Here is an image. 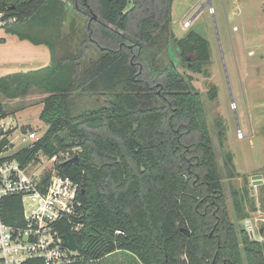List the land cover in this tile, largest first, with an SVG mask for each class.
<instances>
[{"label":"trees","instance_id":"trees-1","mask_svg":"<svg viewBox=\"0 0 264 264\" xmlns=\"http://www.w3.org/2000/svg\"><path fill=\"white\" fill-rule=\"evenodd\" d=\"M171 2L0 0L4 17L15 18L4 28L50 50L48 66L0 77L7 99L32 88L47 94L45 131L4 159L23 167L39 152L78 149L76 160L54 165L80 184L84 226L72 232L78 249L67 264L117 252L141 264H264V239L239 224L248 192L231 189L227 203L222 180L235 175L232 156L219 164L203 97L179 70L209 64L210 44L193 30L175 36ZM0 214L22 225L21 197L0 200ZM57 228L70 231L64 222Z\"/></svg>","mask_w":264,"mask_h":264},{"label":"rangeland","instance_id":"rangeland-1","mask_svg":"<svg viewBox=\"0 0 264 264\" xmlns=\"http://www.w3.org/2000/svg\"><path fill=\"white\" fill-rule=\"evenodd\" d=\"M207 1L171 2L170 27L173 33L183 36L193 30L210 44L209 64L199 69L181 65L179 70L190 75L192 84L203 97L207 120L213 127L212 142L219 164L222 165L228 153L232 156L235 175L222 180L227 203L231 205V189L247 190L248 198L244 201L247 216L239 220V224L244 227L243 220L251 218L254 239L261 241L264 239V0ZM130 7L131 1L126 10ZM185 20L191 22L188 28L181 25ZM192 58L191 54L187 61ZM3 72L0 70V74ZM212 87L216 91L214 99L209 98ZM33 94L24 98V103L41 99L40 94ZM40 108L38 105L25 107L6 117L14 127L11 136L14 147L12 145L6 154L30 144V141L23 144L20 141V130L27 131L20 129L22 125L32 126L38 136L44 132V124L39 119ZM2 127H7L6 122ZM77 151L73 148L68 152ZM37 156L38 161L29 170L32 173L43 169V176L51 171L52 165L42 161L45 155L41 152ZM255 175H261V184H254L252 177ZM23 203L29 208L30 199L25 198ZM251 203L254 210H251ZM94 264L141 263L124 252H117Z\"/></svg>","mask_w":264,"mask_h":264},{"label":"built area","instance_id":"built-area-1","mask_svg":"<svg viewBox=\"0 0 264 264\" xmlns=\"http://www.w3.org/2000/svg\"><path fill=\"white\" fill-rule=\"evenodd\" d=\"M210 11L212 12V8ZM14 20L13 17H4L0 12V27ZM181 25L188 28L190 20L183 21ZM5 132L6 129L0 123V200L18 195L22 204L25 198L30 199V203L29 208L23 204L22 225H8L3 222L0 214V264H24L33 259L41 260L40 264H67L74 261L77 251L63 245L57 225L61 222L68 224L71 234L84 226L82 203L77 196L80 184L59 173L54 166L56 162L69 159L71 153L67 151L51 157L45 155L42 161L52 165L51 171L48 172L49 177L46 178L48 173L41 176L43 169L32 173L29 170L38 158L23 167L15 159H4L8 156L6 151L12 144L4 136ZM38 138L35 131L20 132L22 144L30 141L31 145ZM3 140L7 142L1 146ZM243 225L249 236L254 239L253 220L245 219Z\"/></svg>","mask_w":264,"mask_h":264},{"label":"crops","instance_id":"crops-1","mask_svg":"<svg viewBox=\"0 0 264 264\" xmlns=\"http://www.w3.org/2000/svg\"><path fill=\"white\" fill-rule=\"evenodd\" d=\"M0 28L2 29L0 31V70L4 71L3 73L0 74V77L14 73H25L28 71L38 70L50 64V50L47 45H45L44 43L34 44L28 39H21L16 34L8 32L4 27H0ZM176 37L180 38L182 36H176ZM33 93L40 94L41 99L38 100V102L30 101L29 103L27 102L24 103V98H27L28 95L34 96ZM46 95L47 94L44 93L42 90L35 88L30 89L25 96L18 97L15 99H7L2 95H0V99H1L0 102L4 105L6 109V116L0 119V123L3 126L4 122H6L7 127H3L5 129L7 128L6 129L7 131L5 132L4 136L8 139V141L12 143L13 145L12 147H14V142L12 141L11 136L14 132V127H12L11 121H6V117L10 115H14L15 113H17V110L19 109H23L25 107H29L33 105H38L39 107H41L40 108L41 111L43 107V99L46 97ZM44 127L46 129L45 124ZM31 128L32 126L30 125H22L20 127V129L23 130L27 129V130L35 131L34 129ZM8 130H12V132H9ZM42 134H39V136H41ZM15 151L8 153L6 155H10Z\"/></svg>","mask_w":264,"mask_h":264},{"label":"water","instance_id":"water-1","mask_svg":"<svg viewBox=\"0 0 264 264\" xmlns=\"http://www.w3.org/2000/svg\"><path fill=\"white\" fill-rule=\"evenodd\" d=\"M207 3H209V0L207 1ZM77 159V156L74 155L72 156L69 161H74ZM254 184H261L262 183V179H261V175H255L252 177ZM263 232V228L260 229V233ZM62 239H63V245L67 248H69L72 251H77L78 246L77 243L75 242V239L73 237V235L70 232H66L62 235Z\"/></svg>","mask_w":264,"mask_h":264}]
</instances>
